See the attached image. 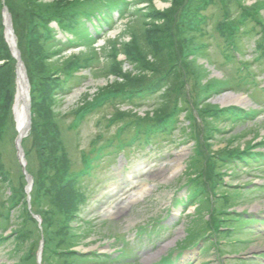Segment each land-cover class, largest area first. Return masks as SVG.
<instances>
[{"label":"rangeland","instance_id":"obj_1","mask_svg":"<svg viewBox=\"0 0 264 264\" xmlns=\"http://www.w3.org/2000/svg\"><path fill=\"white\" fill-rule=\"evenodd\" d=\"M127 1L128 4H121L122 0H0V46H6L9 51L8 36H11L6 30L5 9L10 18L16 15L13 41L19 51V44L25 41V31L17 24L18 17H24L27 9L49 15L53 29L58 27L57 22L72 28L67 31L69 37H75L71 46L66 42L56 44V41L44 45L48 58L42 61V74L61 68L69 60L92 59L89 67L74 72L71 82L80 84L54 100L55 120L73 172L82 168V153L113 139L116 125L130 122L123 132L129 136L141 123H153L156 114L164 116L176 102L180 78L167 72L170 60L153 58V49L145 36L151 24L166 32L169 22L172 32L177 34L176 18L177 24L182 23L178 18L182 8H173V0ZM198 1L204 0H195L193 5ZM207 2L201 8L200 19L193 15L196 22H192L189 17V29L183 36V48L195 49V52L178 50L171 58L180 53L177 60L181 58L187 65V78L191 84L197 82L199 91L208 95L203 105L198 106L200 109L205 103L206 109L210 108L208 111L234 106L252 111L253 116L226 121L203 119L198 108L190 107L178 113L175 129L155 141L154 150L147 145H135L124 160L121 153L109 154L110 147L105 146L96 161L98 165H93L92 171L83 176L85 179H79L86 199L68 224L67 232H62L61 217L51 205L52 198L31 197L40 160L35 157L29 139L24 146L21 144L26 166L29 165L25 171L32 181L31 189L25 191L27 180L17 157L18 131L11 108L0 140V155L3 167L10 171L14 181L8 187L0 181V210L5 212L10 208L17 197L15 187L19 182L24 183L23 189L19 188L24 191V197L19 204L21 212L11 211L14 219L0 218V237L12 235L0 245V264H264V162H261L264 160V0ZM188 3L191 1L184 0L181 5ZM242 7H245L243 12L250 10L249 15L242 24L238 23L232 39L235 52L245 63L239 69L238 62L232 60V51L231 58L225 56L224 48L232 46L217 26L225 21L236 23ZM78 9L88 10L101 20L93 19L94 25L84 22L87 30L83 24L73 28L67 21V13ZM255 12L258 23L252 19ZM158 14L162 19L154 16ZM57 32L59 41L62 35ZM176 37L172 36L171 41ZM131 45L143 56L139 61L141 66L126 56L125 50L131 49ZM112 61L120 62V68L130 76L129 82L138 79L144 82L142 86H147L162 74L168 80L152 96L116 99L95 107L73 126L79 109L114 89L116 78L107 72ZM146 63L156 70L146 71L142 67ZM12 79L15 87V73ZM138 87L141 85L136 82L131 88ZM183 90L184 87L180 96L189 93L188 88ZM226 94L240 95L243 100L223 104L221 99ZM113 116L117 120L111 124L108 120ZM232 151L235 155H226ZM239 153L246 157L255 155L260 160L244 164L239 161L242 158L236 157ZM210 164L213 173L219 175L207 178L202 172ZM25 208L34 214L36 222L22 227L23 237L16 240L15 229L21 228L18 218ZM44 211L52 212L53 223H42L40 213ZM223 215L242 218L246 226L237 228L231 222L235 227L233 233L220 235L224 229L220 230L216 217L222 219ZM28 228L32 230L30 234Z\"/></svg>","mask_w":264,"mask_h":264},{"label":"trees","instance_id":"obj_2","mask_svg":"<svg viewBox=\"0 0 264 264\" xmlns=\"http://www.w3.org/2000/svg\"><path fill=\"white\" fill-rule=\"evenodd\" d=\"M183 1H172V6H174L173 8L176 7V10H178L179 7L180 9L182 8L180 11H178V18L180 17L182 23L178 22L179 24H177V20L179 19L176 18L175 29L178 31L177 34H174L172 32L173 27L170 26L171 23L169 22L166 27V32H164V30L160 26L151 24L152 27L148 28L147 34L145 36L148 44L153 49L151 52L153 58H155L156 60H159L160 58L170 60V65L168 66L167 72L171 76L176 75L180 78L178 85L179 90L177 92L175 105L164 116H161V113L159 115L156 114V117L154 119L152 118L153 123L147 125L141 123L139 127L135 128L134 133L129 136H125L123 132L128 127L130 122L116 125L112 132V140L107 141L105 145L99 146L94 150H90V152L88 153L81 154L82 168L78 172H73L71 170V159L70 157H68L64 142L61 138L60 127L55 120L56 115L54 116V100H56L58 96L61 97L70 92L73 86L76 87L80 84V82L78 81L73 83L71 82L74 77V72L89 67V62H91L92 59L84 57L80 60H69V62H66L64 66H61V68H55L47 75L42 74L43 71L40 72L42 69H44L42 61L48 58L44 53V45L48 41H56V44L59 43L60 45H62L66 42L68 43V47L71 46L72 41L75 39V37L73 36H66L65 38L62 37L59 41L56 39V34L58 33L57 30L63 31V33L68 34L67 31L71 27L63 22H57L58 29H53V27L49 24L51 21V18H49L50 16L40 14L36 9L33 8L27 9L24 17H18L19 22L17 24L24 27L25 31V41L19 44V48L30 82L31 99V131L22 139L21 144L24 146L25 141H27L28 139L31 140V146L34 151V155L36 154L37 156L35 155V157L40 160L39 172L34 176V187L32 189L31 197L34 198V196H36L40 198L42 196H49L52 198L51 205L54 206L55 213H58L57 215L61 217L60 226L62 225V227L60 228V230H62V232H67L69 228L68 224L77 216L81 205H83V202L86 199V194L84 193V189H82V183L79 182V179H85L86 177L83 176L85 174H89L92 171L93 165L97 164L96 160L98 159V157H100L101 152H103L102 150L105 146L110 147L108 149L109 151H107L109 154L117 156L122 152L125 157H128L129 150L131 148H134L135 145L142 147L150 144L153 145L154 142L159 139V137L169 135L175 129L178 113L182 110L187 111L190 107L198 108L203 119L204 117H206V119L209 118L214 120L216 119L226 121L242 120L246 119L247 117L251 118V116H253L252 111H244L243 109L234 106L211 111H208L210 108L206 109V103L203 108L200 109V107H198L203 105V103L205 102L203 100L208 95L199 91L196 84L198 86L200 85L196 81V84H191L190 79L187 78L185 70L187 68V65H184V63H182L181 58L177 60L178 57L181 56V54L179 53L178 57H171L173 52L175 53V51L178 52V50L185 49L183 48L182 44L183 36L187 32L186 29H189L187 27L188 19H190L189 17H191L192 19L190 20L192 22H196V20L193 18V15L196 19H200L197 14H200V10L205 6L207 0L198 1V3H196L195 5H193L195 3V0H190L191 3L182 6L181 2L183 3ZM121 4H128V1L122 0ZM244 8L245 7L241 8L242 12L236 19V23H229L225 21L218 24L219 33L226 40H229V43L232 46V48H224L225 56L227 58H231L230 54L232 51L234 53V55L232 54V60L238 62L239 69L244 68L245 63L240 59V55L235 52L236 50L233 46L234 40L232 39L237 31L236 29L238 28V23L242 24L245 21L246 17L249 15L247 11L250 10H246L243 12ZM75 11H69L67 13V21L68 23H72L73 28H75V26L77 25H80L81 27V24H83L84 28L87 30L88 27L84 22H90L93 24V19H96L98 21L101 20L97 18L95 14H92V12H89L88 10L78 9ZM254 14L256 15V12L252 13L253 20H255ZM29 15H31L34 19H30ZM154 16H156L157 19H162V16L160 14ZM163 19L166 20L165 15ZM12 20L14 23L13 25L15 31V25L17 21L15 14H12ZM247 20L250 19L248 18ZM25 21H27V23L23 24L25 23ZM255 22L257 21L255 20ZM88 32L90 33L89 30ZM174 35L178 37H176L175 41L173 42L171 41V37ZM6 48V46H0V60H3L2 64H0V140L4 135V129L7 125V120L10 118L9 115L14 94V83L12 76L14 74L13 64L15 63V61L12 58L9 49ZM130 48L131 49L125 50L126 56H128V58L134 59L135 61L133 62H137L139 63L138 65L141 66V63L139 62L142 59L141 57H143L141 52L137 50V47L135 45H131ZM163 49L164 52L162 51ZM185 50V52L188 51V53L195 52V49L194 51L188 49ZM235 53L238 56H236ZM95 55L97 59L100 58V55H98V53H95ZM233 56H235V59L233 58ZM172 59H174V61ZM146 64L147 65L143 64L144 66H142L146 68V71L156 70V68H150L148 63ZM5 67L6 70H4ZM108 70L107 72L111 73L116 78L114 79L116 80V83L112 85L114 89L110 90L106 94L97 96L86 107L79 109L73 118V126L80 122L87 115V113L93 110L95 107L104 105L107 102L114 101L116 99L131 100L132 98H142L148 95L152 96L153 94L159 92L161 88L164 87L165 82L168 80L167 76L165 74H162L150 85L142 86V83L144 82L140 83L138 79H135L137 84L141 85V87L131 88L132 85L136 84V82H129L128 77L130 78V76L125 71H123L122 68H120V62L112 61L109 65ZM188 76L189 78L194 79L192 75L190 76V74H188ZM209 86L211 88L213 87L211 85ZM183 87V91H185V88H188L187 91H189V93H182L180 96V90ZM116 120L117 117L113 116L108 120V122L112 124L115 123ZM202 145H204V143H202ZM235 153L236 152L232 151L226 155L231 156L235 155ZM236 157H238L237 159L242 158L239 161H242V163L244 164H249L251 161L255 162L256 160H260V158L257 159L255 155H253L252 157H246L244 155H241L240 153L239 155H236ZM261 162H264V160L262 159ZM28 166L29 165H27L26 167L28 168ZM212 167V164L207 165L204 168L202 175L207 178H211V176L213 175H219V173H213ZM0 181L7 187L14 181L11 177L10 171L3 167L1 155ZM23 185L24 183L19 182L15 187V193L17 197L12 201L10 208L7 211L2 212L0 210V218H7L8 220H12L15 218L14 215H11L12 210H20L21 212L19 204L22 200V197H24V191L20 190L19 188L23 189ZM32 214L33 213L30 212V210L27 208H25L23 214L20 213L18 222L20 221L19 219H21V228L15 229V231H17L16 240H19L23 237L22 230L24 229H22V227L26 228L27 224H33L36 222ZM40 215L42 218V223H53L55 220L52 217V212L49 213L47 211H44V213H40ZM220 220V217H216L217 222H219ZM211 222H214V218ZM31 232L32 230L28 228L27 233L30 234ZM11 234L14 233L12 232ZM2 238L3 237H0V242L2 241ZM45 248H47V242H45Z\"/></svg>","mask_w":264,"mask_h":264},{"label":"water","instance_id":"obj_3","mask_svg":"<svg viewBox=\"0 0 264 264\" xmlns=\"http://www.w3.org/2000/svg\"><path fill=\"white\" fill-rule=\"evenodd\" d=\"M4 17H5V22H6V30L8 32V34L12 37V39L14 40V34H13V31H12V27H11V22H10V16L7 12V10L5 9L4 10ZM10 37L8 36V39ZM9 43H10V48H11V53H12V56L15 58L16 60V64H15V74L16 75H19L21 74L23 76V83H24V102H25V107H26V110H27V113H26V124L24 126H22V128H17V136H16V139H15V146H16V149H17V157H18V160L22 166V170H23V173L25 175V178L27 180V186H26V192H28L30 189H31V184H32V181H31V178L30 176L28 175V173L25 171V160L23 158V150L21 148V139L27 135L29 129H30V118H31V115H30V98H29V83H28V79L26 77V71H25V67H24V64L20 58V53H19V50L17 49L16 47V43L14 41H11L9 40ZM25 80H26V83H25Z\"/></svg>","mask_w":264,"mask_h":264},{"label":"bare ground","instance_id":"obj_4","mask_svg":"<svg viewBox=\"0 0 264 264\" xmlns=\"http://www.w3.org/2000/svg\"><path fill=\"white\" fill-rule=\"evenodd\" d=\"M69 36L68 34L64 35V37ZM9 40L13 41L12 37ZM10 54L12 56L11 50ZM12 58H14L12 56ZM22 59V57H21ZM22 62L24 63L23 59ZM25 65V64H24ZM15 73V72H14ZM27 77V76H26ZM26 83V80H25ZM14 94H13V103L11 105L12 113L14 115L15 127L16 129L22 128L26 124V107L24 102V83H23V76L21 74H15V87H14ZM243 98L238 95L234 96L232 94H226L222 97L221 102L223 104L231 103V102H242ZM139 193V192H138ZM149 260L152 259V256L147 257Z\"/></svg>","mask_w":264,"mask_h":264}]
</instances>
